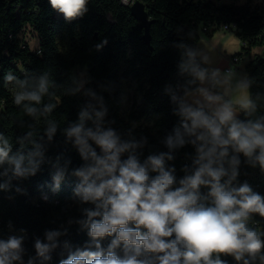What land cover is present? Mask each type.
Listing matches in <instances>:
<instances>
[{
  "label": "trees",
  "instance_id": "obj_1",
  "mask_svg": "<svg viewBox=\"0 0 264 264\" xmlns=\"http://www.w3.org/2000/svg\"><path fill=\"white\" fill-rule=\"evenodd\" d=\"M140 1L150 20L148 44L142 37L143 29L130 12L132 2L88 0L87 12L67 21L55 16L49 0H0V133L10 138L13 154L20 147L18 140L29 131H33L36 134L33 138L44 145L43 161L36 174L13 179L9 191L0 190V239L23 237V264L30 258L34 259V264H59L60 259L68 255L63 250L65 242L75 251L90 241L88 229L76 221L86 219L84 209H94L95 205L81 203L75 196L79 178L71 175L86 162L63 132L70 123L78 121L79 113L87 109L89 103L100 110L99 102L86 94L89 91L102 97L107 109L106 125L112 126L122 140L146 139V144L137 149L141 161L150 154L170 152L174 159L166 160V168H175L178 181L194 170L196 147L186 143L169 150L165 141L169 135H174V128L181 125L179 101L184 88L195 90L198 85V80L188 83L192 77L182 74L179 65L187 59V49L196 50L201 33L210 35L226 25L242 42L233 55L239 59L248 57L245 64L248 92L258 106L252 116L245 117L240 112L238 118L254 120L264 116V51L251 55L255 47H264V5L253 0L241 3L236 0ZM28 31L37 38V46L33 49L27 42ZM104 40L107 44L96 50L95 46ZM180 44L186 47H177ZM196 61L205 68L198 56ZM9 73L16 79L6 83L4 78ZM45 75L49 82L48 93L41 104L34 106L41 111L48 103L57 106L47 116L39 112L35 117L29 116L24 105L32 102L24 101L16 106L14 94L33 90ZM25 80L27 84L22 88L18 81ZM81 83L79 92H71ZM127 85L132 89L131 105L123 112ZM173 95L177 96L175 102ZM48 120H55L60 126L51 141H47L46 136L40 141L38 137L44 135ZM87 126H92V122L87 121ZM184 138L188 141L195 136L185 134ZM89 143L99 153L94 142ZM29 150L30 144L24 154ZM57 157H60L61 167L66 161L70 162L59 190L53 193L56 171L53 165ZM239 158L240 174L232 186L239 187L247 182L254 192L264 196V172L258 166L248 165L242 153ZM185 166L189 169L187 173L182 170ZM3 182L0 178V183ZM17 187L23 189L24 194L17 193ZM249 227L264 231V218L253 214ZM49 231L62 234L55 238L59 246L48 254L51 259L45 261L37 256L35 243L37 240L50 243L46 239ZM110 241L111 237H105L102 246L107 247ZM221 258L228 264H238L230 255L222 254ZM13 264L21 262L13 261Z\"/></svg>",
  "mask_w": 264,
  "mask_h": 264
},
{
  "label": "clouds",
  "instance_id": "obj_2",
  "mask_svg": "<svg viewBox=\"0 0 264 264\" xmlns=\"http://www.w3.org/2000/svg\"><path fill=\"white\" fill-rule=\"evenodd\" d=\"M49 3L65 20L71 21L87 12L88 0H49ZM105 44L107 40L97 44L96 50ZM197 55L196 50L187 49V59L179 65L182 74L192 77L188 83L198 80L203 84L207 80L212 88L222 90L184 88V97L179 101L181 125L174 128V135H169L165 143L169 150L191 143L197 155L194 170L178 181L175 168H166V160L174 159L170 152L150 154L141 161L137 149L146 144V139L122 140L116 130L106 125L107 109L102 97L90 91L86 93L99 102L100 110L89 103L79 113L78 121L70 123L63 132L86 162L71 175L79 178L75 196L81 203L95 205L94 209H84L86 219L76 221L88 229L90 241L75 251L65 242L63 250L68 255L59 264H228L221 258L222 254L232 256L238 264H264V231L249 227L253 214L264 218V196L254 192L247 182L232 186L240 174L241 153L248 165L258 166L264 172V116L239 119V112L250 117L258 107L247 91L249 83L239 80L233 85L232 68L223 74L220 69H213L209 76L208 69L197 63ZM201 59L207 63V54ZM4 79L8 83L16 77L9 73ZM18 83L23 88L27 80ZM82 86L79 84L71 92H79ZM48 87L45 75L33 90L15 93L13 103L19 106L24 101L32 102L24 105L29 116L35 117L38 112L47 116L57 105L45 104L42 111L34 105L41 104ZM188 99L196 107L189 106ZM172 100L177 101V96L173 95ZM87 121L92 126H87ZM59 126L57 121L48 120L44 135L38 139L43 141L46 136L51 141ZM128 134L131 136V130ZM185 134L195 139L186 141ZM35 135L29 131L20 138V147L13 154L10 138L0 133V178L4 180L0 190L9 191L13 179L36 174L43 161L44 145L33 138ZM89 141L94 142L99 153ZM29 144L31 150L25 155ZM125 154L126 159H121ZM69 162L61 167L60 157L56 158L53 193L59 190ZM182 170L189 172L186 166ZM202 188L207 191L202 192ZM15 191L24 194L19 187ZM61 234L46 232L50 243L37 240V256L50 260L48 254L59 246L55 238ZM105 237H111L107 247L101 243ZM22 240L23 237L15 236L0 239V264H13V261L23 264ZM60 254L63 256L64 252ZM27 264H34V259L30 258Z\"/></svg>",
  "mask_w": 264,
  "mask_h": 264
},
{
  "label": "rangeland",
  "instance_id": "obj_3",
  "mask_svg": "<svg viewBox=\"0 0 264 264\" xmlns=\"http://www.w3.org/2000/svg\"><path fill=\"white\" fill-rule=\"evenodd\" d=\"M219 1L229 2L231 0H219ZM236 1L241 3V2H244L245 0H236ZM253 2L260 4V5H264V0H253ZM211 34H214L213 38H210ZM211 34L206 35L204 33H201L202 37L203 36L206 37L204 38V40H206L208 37L210 39L209 38L207 39L208 42L203 41L202 38L199 39L197 43L198 47L196 50L198 52V55H197L198 58L203 63L205 69H208V75L210 76L211 71L216 68L220 69L221 74H223L226 72L225 68L230 67L234 69L235 71V75L232 77V81H231L233 85H235V83L239 80L245 81L247 77V72L245 70V64L248 60V57H243L235 65L230 64V62L228 63V61L231 59L232 54L239 51L240 45L242 43L240 39L235 35L234 32L230 30H224L223 28H219ZM225 36H228V39L222 44V40L226 39L224 38ZM26 38H27V42L30 48L33 49L37 46V38L31 31L27 32ZM263 51H264L263 46L255 47L254 49H252L251 55H253L254 53H262ZM203 54H207L208 56L207 63H205L201 59V56ZM197 87H204L208 89L210 92H216V91L222 90L219 88H212L211 84L207 80L203 84H201L200 81H198ZM229 95H232V93L230 92ZM131 96H132V89L129 85H127L124 89V98H123V103H122L123 112H127L129 110L130 105H131ZM183 97H184V94H183ZM228 98H229L228 96H225V99H228ZM187 103L189 104V106L196 107L192 99H188Z\"/></svg>",
  "mask_w": 264,
  "mask_h": 264
},
{
  "label": "water",
  "instance_id": "obj_4",
  "mask_svg": "<svg viewBox=\"0 0 264 264\" xmlns=\"http://www.w3.org/2000/svg\"><path fill=\"white\" fill-rule=\"evenodd\" d=\"M130 12L132 16L138 21V25L140 29H143V39L148 44L149 43V24L150 20L147 17V12L145 10V5L140 0H134L129 6ZM55 16L59 18H64L62 13H59L57 10H55ZM245 82L247 81V78L245 79ZM112 127V126H110ZM113 128V127H112ZM114 129V128H113ZM115 130V129H114ZM97 150L99 148L97 147ZM121 159H126V154L121 157Z\"/></svg>",
  "mask_w": 264,
  "mask_h": 264
},
{
  "label": "built area",
  "instance_id": "obj_5",
  "mask_svg": "<svg viewBox=\"0 0 264 264\" xmlns=\"http://www.w3.org/2000/svg\"><path fill=\"white\" fill-rule=\"evenodd\" d=\"M131 2H132V0H127V3H124V4H128V3H131ZM223 29H224V30H227V26L224 25V26H223ZM239 60H240V59H239L238 56H236V55H232V56H231V59L228 61V63L230 62V64L235 65ZM229 69H230V67H226V68H225V71L227 72Z\"/></svg>",
  "mask_w": 264,
  "mask_h": 264
},
{
  "label": "crops",
  "instance_id": "obj_6",
  "mask_svg": "<svg viewBox=\"0 0 264 264\" xmlns=\"http://www.w3.org/2000/svg\"><path fill=\"white\" fill-rule=\"evenodd\" d=\"M211 35H212V36H211ZM211 35H210V38H213L214 34H211ZM201 38L203 39V41H205V42L207 41V42H208L207 39H208L209 37H208L206 40H204V38H206V37H204V36L202 37V36L200 35V39H201ZM210 38H209V39H210ZM224 38H226V39H223V40H222V44H223L225 41H227L228 36H225ZM197 47H198V46H197ZM197 47H196V50H197ZM233 54H234V53H233ZM233 54H232V55H233ZM225 59H227V58H225Z\"/></svg>",
  "mask_w": 264,
  "mask_h": 264
},
{
  "label": "bare ground",
  "instance_id": "obj_7",
  "mask_svg": "<svg viewBox=\"0 0 264 264\" xmlns=\"http://www.w3.org/2000/svg\"><path fill=\"white\" fill-rule=\"evenodd\" d=\"M121 2L124 3L123 0H121ZM57 11H58V10H57ZM58 12H59V11H58Z\"/></svg>",
  "mask_w": 264,
  "mask_h": 264
}]
</instances>
